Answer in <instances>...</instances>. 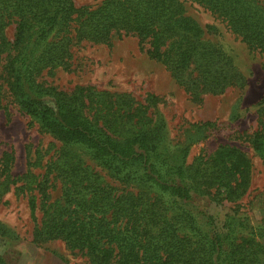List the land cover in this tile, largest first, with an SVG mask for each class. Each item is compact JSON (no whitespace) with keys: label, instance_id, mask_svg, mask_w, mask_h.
Instances as JSON below:
<instances>
[{"label":"trees","instance_id":"obj_1","mask_svg":"<svg viewBox=\"0 0 264 264\" xmlns=\"http://www.w3.org/2000/svg\"><path fill=\"white\" fill-rule=\"evenodd\" d=\"M187 5L208 11L264 55V0H98L79 6L75 0H0V52L14 51L12 92L62 143L44 173L30 167L23 175L28 188L38 189L29 197L36 237L61 238L91 264H264V220L252 224L232 207L218 229L208 211L210 201L235 203L248 192L252 162L244 151L221 145L188 163V146L173 145L165 122L131 95L83 85L66 92L37 79L48 67L69 69L75 39L108 43L118 31L148 40V53L194 100L244 86L233 56L208 36L218 26H203ZM11 23L14 42L6 34ZM257 115L252 142L264 158V99ZM79 149L111 177L134 186L120 190L106 183ZM57 177L62 194L52 199ZM0 234L8 235L1 225Z\"/></svg>","mask_w":264,"mask_h":264},{"label":"rangeland","instance_id":"obj_2","mask_svg":"<svg viewBox=\"0 0 264 264\" xmlns=\"http://www.w3.org/2000/svg\"><path fill=\"white\" fill-rule=\"evenodd\" d=\"M96 1L75 0L78 6ZM187 8L203 26H218L208 36L233 56L246 77L244 86H229L222 93H208L194 100L164 62L148 53V40L143 42L137 35L118 31L112 33L108 43L75 39L69 69L48 67L37 79L66 92L83 85L131 95L137 104L147 106V114L154 120L165 122L173 145L188 146V163L200 154H212L221 145L240 148L252 162L248 192L235 203L210 201L208 211L215 217L218 229H222L225 214L232 207L247 214L252 224L259 225L264 220V158L254 151L252 141L258 129L257 109L264 99V55L247 47L208 11L197 5ZM15 27V23L6 27L10 42L15 41ZM10 53L0 52V225L8 234H0V264L1 259L7 264H91L85 254L72 249L61 238L43 239L34 234L29 197L38 196V189L35 185L28 188L23 175L30 167L37 175L44 173L46 161L62 143L41 128L12 92ZM149 94L155 95V100H147ZM79 151L106 183L120 190L134 186L111 177L97 161ZM6 162L9 169L4 172ZM6 175L8 182L2 183ZM61 188L62 179L57 177L49 189L52 199L61 196ZM37 216L39 220L42 217L40 206Z\"/></svg>","mask_w":264,"mask_h":264}]
</instances>
